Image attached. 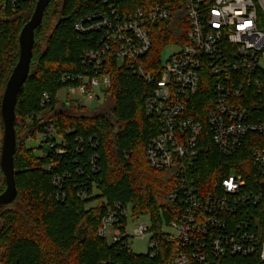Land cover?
I'll use <instances>...</instances> for the list:
<instances>
[{"label": "trees", "instance_id": "trees-1", "mask_svg": "<svg viewBox=\"0 0 264 264\" xmlns=\"http://www.w3.org/2000/svg\"><path fill=\"white\" fill-rule=\"evenodd\" d=\"M36 3H22L13 12L11 0H0L2 127L1 104L19 61V36ZM99 7L95 1L52 0L35 32L30 73L16 107L14 165L18 196L13 204L0 207V264H159L171 256L174 245L169 247L161 239L158 255L151 258L147 253L125 251L122 245L110 244L98 235L102 219L116 203L129 207L133 218L149 216L154 231L180 215L179 205L167 200L173 180L153 169L146 156L148 143L162 130L160 119L147 116L145 111L152 85L137 67L119 62L111 53L103 67L110 78V87L105 91L113 104L110 115L74 116L59 110L58 93L78 85L77 81L64 82L65 78L94 75V64L84 54L95 48L99 35L81 33L75 25ZM260 18V28L264 29V14ZM151 37V51L140 65L158 78L164 49L188 41L184 13L156 24ZM203 75L197 99L204 105L190 112L204 125L195 175L203 194H220V183L231 174H243L251 183L257 172L252 148L264 144V135L251 134L232 156L220 152L206 123L210 110L207 104L214 97L212 77L208 72ZM45 96L48 100L43 103ZM47 112L54 115L44 121L41 116ZM19 119L30 121L24 125L28 130L25 140L20 137ZM51 126L54 137H62V141L53 139L52 146L42 144L46 150L43 155L29 149L26 141L44 136ZM56 178H60V185ZM96 186L98 192L93 197ZM5 189L4 178L0 194ZM81 193L87 198L82 199ZM91 203L96 205L90 207ZM247 219L249 231L264 243V201L249 209ZM221 264H259V260L254 256H229Z\"/></svg>", "mask_w": 264, "mask_h": 264}, {"label": "built area", "instance_id": "built-area-1", "mask_svg": "<svg viewBox=\"0 0 264 264\" xmlns=\"http://www.w3.org/2000/svg\"><path fill=\"white\" fill-rule=\"evenodd\" d=\"M34 1L38 0H11V8L16 12L22 3ZM86 1H95L100 7L79 19L75 28L99 35L95 48L84 54L94 64V75L67 77L64 82L77 81V87L71 88L93 101L99 99L94 95L96 89L110 87L103 69L109 54L137 67L152 85L146 114L162 122L161 132L148 143L147 160L173 180L167 200L180 207L177 219L160 231L141 222L131 232L130 208L116 203L102 219L98 235L130 253L132 239H149L147 254L151 258L159 253V239L169 247L174 245L170 258L159 264H221L229 256H254L264 264V243L249 231L247 219L249 209L264 201V144L252 148L257 172L251 183L243 174H231L220 183V194L205 195L195 175L204 125L190 115L204 105L197 96L203 74L208 72L214 97L206 103L210 105L206 123L219 151L232 156L251 134L264 135V29L260 28L264 0ZM181 12L188 25V41L176 45L178 51L162 62L157 78L143 69L140 60L151 51L155 25ZM47 100L45 96L43 103ZM54 134L51 126L42 137L49 140ZM55 182L60 185V178ZM79 196L87 198L85 193Z\"/></svg>", "mask_w": 264, "mask_h": 264}, {"label": "water", "instance_id": "water-1", "mask_svg": "<svg viewBox=\"0 0 264 264\" xmlns=\"http://www.w3.org/2000/svg\"><path fill=\"white\" fill-rule=\"evenodd\" d=\"M51 2L52 0H38L30 20L23 27L19 36V61L9 78L2 99L1 118L4 135L0 168L5 178L6 189L0 194V207L13 204L18 196L14 165L17 151L16 107L23 85L30 73L35 32L42 24L45 11Z\"/></svg>", "mask_w": 264, "mask_h": 264}, {"label": "rangeland", "instance_id": "rangeland-1", "mask_svg": "<svg viewBox=\"0 0 264 264\" xmlns=\"http://www.w3.org/2000/svg\"><path fill=\"white\" fill-rule=\"evenodd\" d=\"M178 49L179 48L173 44L167 46L162 53V62L165 63L172 56L173 53L178 51ZM105 91L106 90L102 91L100 89H96L94 95L98 96L99 99L95 97V99H92L93 101H91L85 97L80 96L79 92L75 88H63L58 93V98L61 102L59 110L74 116H82V115L93 116L96 114L110 115L113 104L110 97L105 93ZM53 115H54L53 113L47 112L43 114L41 118L42 120L46 121L49 118H51ZM29 123H30L29 119H25V120L19 119L18 121V124L21 127L20 130L21 140L26 139L24 136L26 135V133H28V130L27 128L25 129L24 125H29ZM3 135H4L3 127L0 124V160H1L2 145H3ZM30 138L26 141V145L28 146L29 149L31 148L37 149L36 152L39 155H43L46 152V150L42 149L43 148L42 144L45 145L46 144L48 145V143L53 144L54 143L52 141L53 139H56L57 142H60L63 139L62 137H59L57 135L53 137V139L50 138L49 140H44L42 136L37 137L36 140ZM2 182H4V177L0 171V185ZM97 192L98 191L96 186L93 191L94 193L93 197L97 195ZM95 205L96 203H91L89 206L92 207ZM129 222H130L131 232L133 228H135V226L140 224L141 222H148L149 224H151L150 217L146 215L141 216L138 220H134L130 214ZM165 231L169 233L170 232L174 233V231L170 228H165ZM148 248H149V239L142 240V239L134 238L131 240V250L134 254H146L148 252Z\"/></svg>", "mask_w": 264, "mask_h": 264}]
</instances>
